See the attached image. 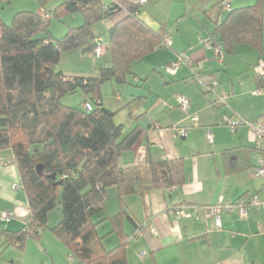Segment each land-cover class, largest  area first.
Instances as JSON below:
<instances>
[{"label":"crops","instance_id":"crops-1","mask_svg":"<svg viewBox=\"0 0 264 264\" xmlns=\"http://www.w3.org/2000/svg\"><path fill=\"white\" fill-rule=\"evenodd\" d=\"M212 1L215 4L219 0ZM212 1L199 7L197 14L205 13ZM240 1L243 0H226L231 7L244 5L238 4ZM61 2L62 0H49L42 8L38 0L4 1L0 4V19L8 23L9 17L24 9L38 13L45 9L48 13ZM160 3V0L149 1L142 10L146 8L148 12L144 11L150 18H145L142 10L138 17L155 30L164 25L170 37V45L157 47L143 59L133 62V75L125 84L110 82L122 86L116 97L111 99L113 105H117L114 109L102 96L101 103L115 111L117 107H122L136 97L141 99L133 104L132 109L124 108L129 111V120L120 123L123 128L126 125L125 131L135 125H139L143 131L132 149L120 156V167L181 158L186 180L172 190L151 189L123 198L131 218L123 220L128 236L127 262L264 264V245L254 251L249 244L264 239V230L260 231L262 227L264 229V211L249 206L245 218H241L235 211L221 213L220 227L217 226L214 214L206 216L203 211V207L213 205L219 199L222 203H227L237 201L244 194L264 195L263 182L261 187L257 184L245 192H241L239 185L232 183L241 174L253 171L259 151L252 142L247 126H237L235 132H231L229 125L222 122L224 115L232 117V121L237 116L253 121L264 112L263 95L253 94L257 89L254 76L260 72L259 67L264 66V0L262 51L248 44H238L230 51L221 47V51L216 52L214 41L218 42L216 38H209L214 25L208 14L205 15L210 19L211 27H204L206 30L196 23H182L183 18L169 23L167 16L156 14ZM124 16L123 11H117L96 23L93 26L96 37L105 38L106 31ZM58 22L63 34L68 28L82 25L83 18L74 14ZM53 26L55 27L52 25L50 29ZM207 39L212 41L211 46H205ZM179 55L187 57V61L181 64L175 74L168 73L167 65ZM106 57V53L97 58L79 50L68 51L61 55L54 70L65 74H94L106 61ZM61 58L72 60L73 66H63ZM215 81L218 82V93L228 95V107L222 108L224 115L220 125L216 123L219 119L218 108L213 105V98L210 100V94L202 89ZM181 97L189 100L186 110L180 107ZM179 109L186 114L179 112ZM194 115L198 118L196 125L192 120ZM176 127L185 128L186 135H176ZM241 167L244 169L237 171ZM119 205L117 188L110 186L104 198L105 214L116 215L120 210ZM183 205H187L186 212L192 214L177 217L176 210ZM190 206L199 208L196 215ZM3 211L12 212L13 215L9 219L0 218V233L3 230H19L29 220L26 196L10 149L0 151V213ZM60 219V211H51L48 215V228L57 224ZM107 241L109 248L116 245L113 235L104 241V245ZM1 244L0 234V247ZM0 264H75V259L66 245L47 229L38 240L27 238L22 248L16 245L5 246L0 254Z\"/></svg>","mask_w":264,"mask_h":264},{"label":"trees","instance_id":"trees-1","mask_svg":"<svg viewBox=\"0 0 264 264\" xmlns=\"http://www.w3.org/2000/svg\"><path fill=\"white\" fill-rule=\"evenodd\" d=\"M4 1L8 0H0V4ZM48 1L38 3L43 8ZM223 2L219 0L205 11L208 14L213 9L216 14L209 16L214 25L209 38H216L225 51L238 44L262 51L263 0L234 7H224ZM144 5L136 0H62L48 13L45 9L39 13L20 10L9 23L0 19V151L13 153L29 211V220L21 229L0 233V254L5 246L22 248L27 238L38 240L49 229L69 249L75 264H128L123 220L131 218L123 198L184 184L181 158L120 167V156L132 149L143 129L135 125L124 131L115 116L141 99L136 97L115 111L101 103L103 84H125L133 75V62L164 46L166 27L152 29L138 17ZM223 9L225 14L219 20ZM117 11L125 16L106 31L107 57L96 73L54 70L64 52L88 54L97 38L93 26ZM74 14L82 16L83 24L55 38L51 19ZM254 79L257 89L263 90L261 73ZM78 91L85 96L81 108L60 102L64 95ZM86 102L91 110L83 108ZM110 186L117 188L120 203L113 216L104 211ZM57 207L61 219L48 228V215ZM104 224L108 229L100 234L98 227ZM112 235L116 245L106 248L104 241Z\"/></svg>","mask_w":264,"mask_h":264},{"label":"built area","instance_id":"built-area-1","mask_svg":"<svg viewBox=\"0 0 264 264\" xmlns=\"http://www.w3.org/2000/svg\"><path fill=\"white\" fill-rule=\"evenodd\" d=\"M139 4L144 5L146 4L149 0H136ZM223 4L225 5L224 7L228 6V3L226 0H224ZM45 17H48L47 15H44ZM170 37L169 34L166 33L163 39V44L165 46L170 45ZM212 41L207 39L205 41V46H211ZM107 47V42L103 36H99L95 39L94 41V46L92 49L88 52V55L90 57H100L101 55L104 54L105 50ZM221 51V46L219 44H216V52ZM187 61V57L183 55H179L176 60L173 62L169 63L166 67V71L170 74H175L178 68L181 66L183 62ZM262 70L264 71V66L262 67ZM195 78L197 77V74L194 73ZM197 81H199L196 78ZM208 92L213 93L216 96V101L221 104L222 106H227V94L226 93H218L217 91V83L213 82L206 86ZM253 94L255 95H261L262 91L260 89H256L253 91ZM180 102V107L183 110H186L188 105H189V100L186 98H179ZM83 108L85 110H91V104L86 102L83 104ZM224 120L222 122L226 123L229 125V129L231 132H235L237 126L240 125H245L247 126L252 138H253V143L255 145V148L259 151V155L257 158V164L253 168V175L256 178H259L263 183H264V112L259 115V117L253 121H247L243 119L240 116H237L234 121H232V117H227L224 115ZM192 120L194 124L198 122L197 115H194L192 117ZM174 133L176 135H181L185 136L187 133V130L185 128H179L176 127L174 129ZM253 207L259 210L264 211V195L260 196L258 193L255 194H247L246 196H243L239 198L235 202H227V203H222L221 199H219L215 204L205 206L203 207V211L206 216H209L210 214H214L216 217V222L217 226L220 227V214L221 213H231L233 211L237 212L241 218H245L247 216V208L248 207ZM192 207L193 213L196 215L197 212L199 211L198 207L195 206H190ZM185 208H188L187 205L181 206L179 209L176 210V215L177 217H181L184 215H191L192 212H186ZM13 215L12 212L9 211H3L0 213V218L1 219H9Z\"/></svg>","mask_w":264,"mask_h":264},{"label":"rangeland","instance_id":"rangeland-1","mask_svg":"<svg viewBox=\"0 0 264 264\" xmlns=\"http://www.w3.org/2000/svg\"><path fill=\"white\" fill-rule=\"evenodd\" d=\"M156 1H158V0H156ZM160 1H161V3L159 4V7L156 8V14H157V16H160L161 14L167 16L168 19H169V23L170 22H175V20L177 18L178 19L179 18H183L182 19L183 20L182 23H185V24H194V23H196V24H198L200 26V28L201 27L204 28V27L207 26L208 29H209L211 27V22H210V19L208 18V16H211V17L216 16V14H214L215 11L213 9L210 12H208V16L205 15L206 13H204V12H203V14L201 13V15L197 14L199 7L201 8L202 6H206V4H208L212 0H160ZM251 1L252 0H243V1H240V3H238V4L247 5V4H250ZM214 2L215 1H212L208 5L207 10L210 8V6L212 4H214ZM147 4H145L144 7ZM6 5H7V3H6ZM24 10H29L30 11V9H24ZM144 10L146 12H148V10L146 8L143 9L142 10L143 16L145 18H150L149 16H147L148 14ZM224 14H225V12H222L221 17H223ZM10 18H12V17H9V20L11 21ZM151 18L153 19L152 16H151ZM50 24H51L50 26L55 25V27L53 26L50 29L51 32H53V36L55 38H58V37H60V36H62L64 34V33L61 34V26H59L60 22H58V19L52 18ZM60 63L63 66H68V67L69 66H73V64H72L73 61L68 59V58H61ZM263 64H264V62H263ZM259 66H261V65H259ZM259 69H260L259 73H261V75L264 77V71H262L261 67H259ZM216 83L218 84V82H216ZM121 87L122 86H117V85H115L113 83H110V82H106L102 86V97H103L104 100H106L108 102V104L111 103L112 109H114L117 105H113V103L111 102V99L116 97L117 91L120 92L119 89ZM127 87H130V86H127ZM202 89H203V91H205L208 94H210V97H209L210 100L213 98V102L212 103H213L214 106H216L218 108L216 110L219 111V119L217 120L216 123H218L220 125L221 120H222L223 115H224V114H222L223 106L221 104H219L216 100L214 101V98L216 99V96L214 94H211L210 92H208L206 86H203ZM261 91H262L261 95H263L262 99L264 100V90H261ZM84 98H85L84 94L81 93L80 91H78V92H76L74 94H66V95H64L63 97L60 98V102L62 104H64V105H66V106H70V107H73V108H81V103L84 100ZM117 108H118L117 110L121 109V107H117ZM128 112L129 111L125 110L124 108L121 109L117 113V115L115 116V122L116 123H125V122H127L129 120ZM179 112H181L184 115L186 114V112H183L180 109H179ZM125 127H126V125H125ZM125 127L123 128L124 131L126 129ZM227 131H228V129H227ZM252 142H253V140H252ZM232 181H233L232 183L234 185L235 184L239 185L241 192H245L246 189L255 187L257 184H260V187L262 186L261 185L262 181L260 179L256 178V177L254 178L252 170L250 172H246L244 174H241L240 176H238L237 178L233 179ZM262 191L264 192V189ZM58 211H60V210L57 207V208H55L53 210V213L54 212L57 213ZM107 229H108L107 224H104L103 226L98 227V232L100 234H103V233L106 232L105 230H107ZM263 230L264 229L262 227V229H260V231L262 232ZM112 239H114V238H112ZM108 244H109V242L107 241L106 244H105L106 248H109ZM249 244H250L251 248L255 251L256 249H258V247H263L262 245H264V239L262 241H256L253 244L251 242H249Z\"/></svg>","mask_w":264,"mask_h":264},{"label":"water","instance_id":"water-1","mask_svg":"<svg viewBox=\"0 0 264 264\" xmlns=\"http://www.w3.org/2000/svg\"><path fill=\"white\" fill-rule=\"evenodd\" d=\"M52 178H54V175H52Z\"/></svg>","mask_w":264,"mask_h":264},{"label":"bare ground","instance_id":"bare-ground-1","mask_svg":"<svg viewBox=\"0 0 264 264\" xmlns=\"http://www.w3.org/2000/svg\"><path fill=\"white\" fill-rule=\"evenodd\" d=\"M98 58V57H97Z\"/></svg>","mask_w":264,"mask_h":264}]
</instances>
